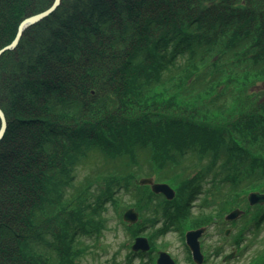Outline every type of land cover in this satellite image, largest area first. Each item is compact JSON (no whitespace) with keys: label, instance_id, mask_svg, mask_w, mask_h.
Listing matches in <instances>:
<instances>
[{"label":"trees","instance_id":"1","mask_svg":"<svg viewBox=\"0 0 264 264\" xmlns=\"http://www.w3.org/2000/svg\"><path fill=\"white\" fill-rule=\"evenodd\" d=\"M52 2L0 0V49ZM0 108V264H79L109 206L142 214L131 236L206 225L219 195L264 192V0H60L0 53Z\"/></svg>","mask_w":264,"mask_h":264},{"label":"rangeland","instance_id":"2","mask_svg":"<svg viewBox=\"0 0 264 264\" xmlns=\"http://www.w3.org/2000/svg\"><path fill=\"white\" fill-rule=\"evenodd\" d=\"M206 159H199L196 155L188 156L184 159L183 166L194 173L201 165L206 163ZM108 167L109 165L102 163L101 160L94 157L91 161L88 160L78 165L76 179L81 182L86 175L93 174L96 170H105ZM123 197L125 201H130V196L127 193ZM218 197H216L217 201L214 203H207L210 205L203 208L205 210L201 209L205 214H210L213 220V222L208 223L209 227L206 228V232L200 241L202 251L224 250L221 252L223 255L237 250L239 256L234 260L225 263L221 259H217L215 264H263L264 219L259 225H254L256 220L253 217L256 213L254 210L260 204H253L250 206L251 209L247 208L249 204L247 194L239 197V200L233 203L221 202L222 200ZM195 202L200 203L198 200ZM197 209V206L192 207V213L196 215ZM235 209L240 210V214L238 212V217L228 222L226 219L227 214ZM106 215H109L106 230L96 243L90 242L92 244L90 250L80 259L79 264H128V260L132 261L131 264H143L141 263L142 260L139 262L134 258H130L129 252L132 251L129 246L131 236L126 225L122 224L115 216L113 207L109 206ZM188 229L190 228L182 230L174 224H166L165 217L161 216L157 221L145 224L141 229V235L147 238L151 234L155 245H162L161 250L168 252L173 257L183 258L187 247L185 245L184 233ZM226 229H229L228 234L225 233ZM237 234H241L240 244H236L233 241V238L237 237ZM155 248L158 250L157 247ZM155 248L150 249V251L155 250ZM155 254V252L152 253V255Z\"/></svg>","mask_w":264,"mask_h":264},{"label":"water","instance_id":"3","mask_svg":"<svg viewBox=\"0 0 264 264\" xmlns=\"http://www.w3.org/2000/svg\"><path fill=\"white\" fill-rule=\"evenodd\" d=\"M59 3L60 0H53L52 4L47 9L22 19L17 27V32L14 39L8 45L2 47L0 49V53H2L4 50L14 48L17 45L24 29L29 25H32L40 21L44 17L48 16L52 11L56 9ZM6 127H7L6 117L2 109L0 108V139L3 137ZM140 183L151 184V189L154 192L162 193L168 199H171L174 196V190L167 183L153 182L151 178H142L140 180ZM247 199L251 204L257 202L263 203L264 192H258V191L250 192L247 196ZM238 212H239L238 210L231 211L227 215V218L236 217L238 215ZM137 216H138L137 213L132 208L127 209L123 214V218L129 222H134L137 219ZM203 230H204L203 228H199L196 230H190L186 232V242L190 246L193 256L197 261H200L202 257L197 238L203 232ZM133 248L134 249L141 248L143 250H146L148 248L146 238L138 237L133 245ZM157 264H174V262L167 253L162 252L160 253V257L157 260Z\"/></svg>","mask_w":264,"mask_h":264},{"label":"flooded vegetation","instance_id":"4","mask_svg":"<svg viewBox=\"0 0 264 264\" xmlns=\"http://www.w3.org/2000/svg\"><path fill=\"white\" fill-rule=\"evenodd\" d=\"M228 228V227H227ZM204 234V233H203ZM203 234L200 236L199 238V242L202 240V236ZM139 236V235H138ZM135 238V237H134ZM234 241V238H233ZM134 242V240H133ZM235 242V241H234ZM132 244V243H131ZM186 250H185V254L183 258H177V257H173L171 254V257L173 258L175 264H215V261L217 259H221V261H224L225 263H228L232 260H234L235 258H237L239 255L237 253V250H235L234 252H231V255L229 256L228 259L225 260V255L221 252H223L224 250H213L211 252H206L203 251L202 252V258L201 260L198 262L194 256L192 251L189 249L188 245L185 243ZM201 245V242H200ZM202 247V246H201ZM155 252V255H152V253ZM160 250H147V251H143V250H137L135 252H133L132 254V258H134L135 260H138L139 262L141 261V263L143 264H147L146 262L150 263V264H156L157 260L160 256ZM152 255V256H151ZM144 260H143V259ZM213 260V261H212ZM132 262V261H131Z\"/></svg>","mask_w":264,"mask_h":264}]
</instances>
